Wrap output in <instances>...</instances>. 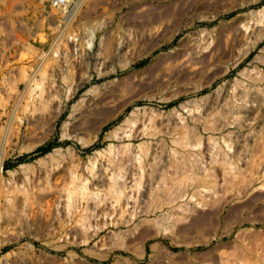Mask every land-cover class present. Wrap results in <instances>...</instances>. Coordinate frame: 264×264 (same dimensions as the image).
<instances>
[{
  "label": "rangeland",
  "instance_id": "374dc122",
  "mask_svg": "<svg viewBox=\"0 0 264 264\" xmlns=\"http://www.w3.org/2000/svg\"><path fill=\"white\" fill-rule=\"evenodd\" d=\"M0 264H264V0H0Z\"/></svg>",
  "mask_w": 264,
  "mask_h": 264
},
{
  "label": "built area",
  "instance_id": "2783aa9c",
  "mask_svg": "<svg viewBox=\"0 0 264 264\" xmlns=\"http://www.w3.org/2000/svg\"><path fill=\"white\" fill-rule=\"evenodd\" d=\"M69 0H54L55 4L61 5L64 4L65 2H68Z\"/></svg>",
  "mask_w": 264,
  "mask_h": 264
},
{
  "label": "bare ground",
  "instance_id": "6f19581e",
  "mask_svg": "<svg viewBox=\"0 0 264 264\" xmlns=\"http://www.w3.org/2000/svg\"><path fill=\"white\" fill-rule=\"evenodd\" d=\"M52 3L55 4V3H54V0H52ZM56 5H58V4H56ZM113 188H114V187H113Z\"/></svg>",
  "mask_w": 264,
  "mask_h": 264
}]
</instances>
